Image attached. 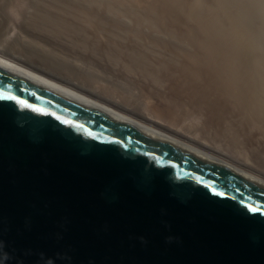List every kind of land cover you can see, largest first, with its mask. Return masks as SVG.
Here are the masks:
<instances>
[{
  "label": "water",
  "instance_id": "obj_1",
  "mask_svg": "<svg viewBox=\"0 0 264 264\" xmlns=\"http://www.w3.org/2000/svg\"><path fill=\"white\" fill-rule=\"evenodd\" d=\"M0 264H264V185L0 67Z\"/></svg>",
  "mask_w": 264,
  "mask_h": 264
},
{
  "label": "bare ground",
  "instance_id": "obj_2",
  "mask_svg": "<svg viewBox=\"0 0 264 264\" xmlns=\"http://www.w3.org/2000/svg\"><path fill=\"white\" fill-rule=\"evenodd\" d=\"M30 2V5L34 2L30 6L33 8L27 10L32 28L36 24L39 27L35 29L39 31L50 29L65 32L75 38L73 41L76 44L85 45L86 48L90 46L91 54H98L96 57L104 59L103 64H109L112 71L131 76L129 80L134 81L139 89L138 98H134L133 102L121 101L111 95L108 89L102 92L94 84L73 78L71 71L65 68L63 70L67 72L60 66L50 65L51 62L47 60H31L32 57L26 54L29 48L25 50V47L26 53L22 51L19 58L0 52L1 68L131 123L151 136L192 151L264 185L263 169L227 153L216 143L204 140L208 139L207 136L230 142L239 140V146H242L244 139L250 155L264 167V60L253 61V49L244 37L246 31L242 26L235 25L237 19L234 18L237 16L233 18L234 10L230 11L224 4L217 2L212 6L213 9L209 5L210 10L206 14H196L197 11H189L187 0ZM119 7L127 8L128 12L130 9L143 12L141 15L144 18L145 14L146 21L138 20L134 12L128 13L122 9L123 14L133 13L130 15L136 18L133 19L134 23L130 22L134 25L124 24L128 27L126 33L122 32L119 27L121 18L116 16L119 14L116 8ZM181 8L187 12L179 13ZM78 9L82 12V17L79 15L82 21L75 15ZM143 22L148 24L144 26ZM2 23L0 33L3 31ZM117 23L120 24L119 28ZM140 23L150 29L157 26L154 27L156 31L143 29L151 34L155 31V34L148 35L143 30L140 33V29L135 32L137 26L143 27ZM119 29L128 35L127 40H124V34L121 37ZM137 32L139 35L147 34L148 40L144 42L146 39L142 35L140 37L145 39L142 42ZM156 45L162 46V50ZM193 110L200 111V115L203 113L204 124H187V116Z\"/></svg>",
  "mask_w": 264,
  "mask_h": 264
},
{
  "label": "rangeland",
  "instance_id": "obj_3",
  "mask_svg": "<svg viewBox=\"0 0 264 264\" xmlns=\"http://www.w3.org/2000/svg\"><path fill=\"white\" fill-rule=\"evenodd\" d=\"M9 2H10V4H9ZM9 2L7 0H0V23L3 22L2 23V30L4 31V32L1 31V33H0V52H2L4 54L7 53V54L13 56V58L14 57L19 58L22 51H23L22 53L27 52L26 54H28L29 57H32L31 60H36V58H37V60L42 59L44 62H45V60H47L51 63L53 62L52 64L50 63V65L55 66V67L60 66V69H62V70H63V68H65L66 70L71 71L72 74L69 71H68V73L71 74V76H73V78H76V79L78 78V80H81V81L84 80L87 83L94 84L102 92H104V91L106 92L108 89V92L111 95L117 97L121 101L133 102L134 98L135 99L138 98L139 89L137 90V85L134 81L129 80V79H131L130 78L131 76L130 75L125 76L124 74H122L119 71H112V68L109 64H107L105 62L103 64L104 59L101 60L98 57H96V56H98V54H96V56L91 54L92 49H90L91 48L90 46H88L89 49H87L88 47L86 48L85 45L81 46L79 43L76 44L73 41V40H75V38H73L72 35H69L65 32L64 33L63 32H55V31L50 30V29H48V30L43 29L44 31H42L40 29V31H39L38 28L35 29L36 27H39L36 24L35 25L33 24L34 28H32L30 26V23H29L27 10L28 11L30 10V8H31L30 6H33L34 2H32V5H30V3H31L30 0H13L12 3L9 0ZM217 2H219V3L221 2L222 5L224 4L223 6L226 7L227 9H229L230 11L234 10V11H232L234 14L233 18L237 16L236 18H234L235 20L237 19L236 21L233 19L235 21V25L238 24L239 27L242 26L241 28L244 31H246L245 32L246 35L244 37H245L246 41H248L247 44H249V46L254 50V51L251 50L252 51L251 52L252 59H254L253 61H257V62L258 61L260 62L261 60L263 61L264 60V0H218V1H216V0H211V1L210 0L209 1L208 0H187L186 4L188 5L189 11H192L194 13L197 11L196 14H198V13L199 14H202V13L206 14L207 12H209L210 6H211V9H213L214 5ZM6 4H7V7H6ZM242 7L245 10V13H244V10L241 9ZM119 8H116V9L119 10ZM207 8H208V10H206ZM120 9H121V11L117 10V12L119 14H117L116 16L121 18L120 19L121 22L124 21L123 23L120 22V24L122 26L124 24L130 25L131 23H134L133 19L135 20L136 18H138V20L140 19L142 21L145 18V14H143L144 15V18H143V16L141 15L143 12H141L139 10L134 12L135 10L131 11V9H130V11L134 12V14H135L136 18H133L134 15H130L133 13L128 14L130 11L128 12L127 8L124 7V8H120ZM122 9H124V11L127 10L125 12H128V13L123 14L124 11ZM203 9H204V11H203ZM78 12H80V14H77ZM178 12L179 13H186L187 10L185 11L184 8H181L178 10ZM114 13H115V11H114ZM72 14H74V13H72ZM120 14H122V17ZM136 14H139V15H136ZM75 15L78 16L80 18V20L82 19L81 18L82 17L81 10L80 11H79V9L76 10ZM79 15H81V17ZM118 15H120V16H118ZM138 16H141V17L139 18ZM1 18H3V19H1ZM144 21H146V20H144ZM28 23H29V25H28ZM118 24L119 23H117V27H118ZM147 24H148V22L147 23L143 22L144 26ZM121 25L119 27L122 29V32H124L128 26L124 25L122 27ZM131 25H134V24H131ZM140 25L143 26L141 23H140ZM144 26L140 27V28L137 26L135 29V32H136V30L139 31L138 29H140V31H139L140 33L143 31H147V30H143L145 28L150 29L149 27L147 28V26L146 27H144ZM151 26L152 25H150V27ZM154 27L155 26L151 27L150 30L151 31L155 30V28L157 26L155 28ZM118 28H117V30H118ZM141 30H143V31H141ZM248 30H250V31H248ZM155 31H154V33L152 32V34H155ZM118 32L120 35L122 34L121 37H123L125 35L126 39H124V40H127L128 35L125 34L126 31H125V33H122L121 30ZM147 32H148V35H152L150 33V31H147ZM147 32H145V34ZM157 32L159 33V31H157ZM127 33H128V31H127ZM140 33L137 32L136 35H139ZM158 33H157V35H158ZM142 35H139L137 37H140V36L144 37L146 40L144 38H141V37H140V39H142L141 40L142 42L144 40H145L144 42H146L148 40L147 34L144 35V33H142ZM157 35H155V36H157ZM77 42H81V41L78 40ZM156 46H159L161 48L160 49L158 47L159 50H162V46H160V45H156ZM7 47L10 48V50H8ZM24 47L26 48L25 50H27V48H29L28 50L30 52L28 50L26 52H24L25 51ZM82 47H83V49H81ZM84 48H86V50H84ZM31 51H33V52H31ZM156 51H158V50H156ZM51 58H53V59H51ZM49 62L48 63L46 62V63L49 64ZM63 62H64V64H63ZM107 65H108V67H107ZM70 67L72 70L70 69ZM86 79H88V80H86ZM126 92H128V93H126ZM130 96H131V98H130ZM121 97H122V99H121ZM125 98H127L128 100ZM123 99H125V100H123ZM193 112H195V113H193ZM191 113H192L191 115L187 116L186 121L187 120L189 121V122L187 121L188 122L187 124H190L192 122L190 125L197 126L199 123L200 124L205 123L204 119L202 118V117H204L203 113H202V115H200V111L197 112L194 110ZM207 137H208V139H204V138L203 139L209 141L211 144L216 143L222 150L226 151L227 153H230V154L240 158L241 160L246 161L248 164L257 166V167L264 170V167L260 164V162H258L257 159H255L252 155H250V151H248V149H247L248 146H247L246 140L243 139L242 146H239L240 145V143L238 142L239 140H235L232 142H230L231 140L230 141L228 140L229 141L228 142V141H225V140H222L219 138H215V137H211V136H207ZM227 138L229 139V137H227Z\"/></svg>",
  "mask_w": 264,
  "mask_h": 264
}]
</instances>
